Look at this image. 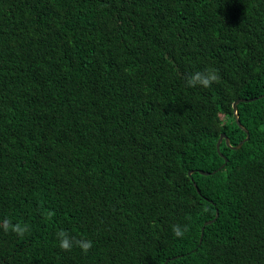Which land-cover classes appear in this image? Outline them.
Wrapping results in <instances>:
<instances>
[{"label":"trees","instance_id":"1","mask_svg":"<svg viewBox=\"0 0 264 264\" xmlns=\"http://www.w3.org/2000/svg\"><path fill=\"white\" fill-rule=\"evenodd\" d=\"M262 95L264 0H0V264H264Z\"/></svg>","mask_w":264,"mask_h":264},{"label":"clouds","instance_id":"2","mask_svg":"<svg viewBox=\"0 0 264 264\" xmlns=\"http://www.w3.org/2000/svg\"><path fill=\"white\" fill-rule=\"evenodd\" d=\"M220 76L218 74V69L208 68L204 72L197 71L185 77V84L187 87L201 86L203 88L210 87L213 83H218ZM54 214L48 212V218H51ZM0 230L5 233L11 232L19 237H23L30 231V227L27 224H22L20 222L13 223L9 219L3 220L0 223ZM188 231V227L185 225L181 227L180 225H173L172 232L176 237L183 238L184 234ZM56 238L58 240V246L61 250L65 252H70L74 247L80 248L83 253H87L93 246V242L89 239H76L70 236V234L64 230L60 229L56 233Z\"/></svg>","mask_w":264,"mask_h":264},{"label":"water","instance_id":"3","mask_svg":"<svg viewBox=\"0 0 264 264\" xmlns=\"http://www.w3.org/2000/svg\"><path fill=\"white\" fill-rule=\"evenodd\" d=\"M262 97H264V95L259 96L258 98L250 99V100H236L234 103H232V109H233V112H234V115H235V120H236V123H237V125H238L239 127H241V126L239 125L238 118H237V115H236L237 105H238L239 103H246V102L255 101L256 99H260V98H262ZM244 132L246 133V137H245V139L242 140V141H240V142L237 144V146H235V147H231V146L229 145L228 139H227L224 135H220V137L218 138L217 143H216V149H217V152L219 153V146H220V144H221L222 141L225 142L226 146L230 147V148L233 149V150H237V149L241 148V146H242L245 142H247V140H248V138H249V136L247 135V132H246V131H244ZM225 162H226V160H225ZM223 166H224V164L221 166V168H223ZM221 168H220V169H221ZM213 173H214V172H213ZM213 173H211V174H213ZM200 174L206 176V175H208L209 173L201 172ZM188 175L190 176V175H191V172H189ZM193 185H194V187L196 188V184L194 183ZM213 221H214V219L211 220V221L205 222V223H204V226H206V225L212 223ZM204 226L202 227L201 231H203ZM200 241H201V239H200ZM174 259H176V258H171L170 260H174ZM168 261H169V260H167L164 264H166Z\"/></svg>","mask_w":264,"mask_h":264}]
</instances>
